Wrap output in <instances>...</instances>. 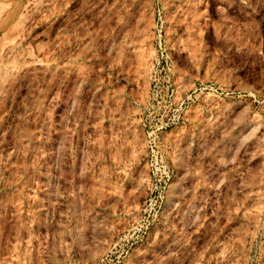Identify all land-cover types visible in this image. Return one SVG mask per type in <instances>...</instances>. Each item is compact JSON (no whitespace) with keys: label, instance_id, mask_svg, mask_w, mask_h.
I'll use <instances>...</instances> for the list:
<instances>
[{"label":"rangeland","instance_id":"rangeland-1","mask_svg":"<svg viewBox=\"0 0 264 264\" xmlns=\"http://www.w3.org/2000/svg\"><path fill=\"white\" fill-rule=\"evenodd\" d=\"M35 3L0 0V264H264V0Z\"/></svg>","mask_w":264,"mask_h":264},{"label":"bare ground","instance_id":"bare-ground-1","mask_svg":"<svg viewBox=\"0 0 264 264\" xmlns=\"http://www.w3.org/2000/svg\"><path fill=\"white\" fill-rule=\"evenodd\" d=\"M34 3H35V0H34ZM36 5H38V4H36ZM33 7H34V9L36 8V6H33ZM3 10L4 9L0 8V33H4L2 35L6 38V40L10 41V39H8L7 36L10 34L15 35V33H17L19 31V28L21 26H23L22 24L24 23L25 16H24V14H16V13L5 14V12H3ZM18 45H19V42H15L13 40V42L10 44L8 50L5 51V53L10 52V50L17 49ZM1 53H0V60L3 59L7 55V54L4 55L3 53H2L3 55H1Z\"/></svg>","mask_w":264,"mask_h":264}]
</instances>
